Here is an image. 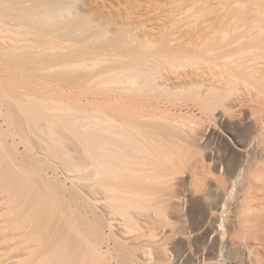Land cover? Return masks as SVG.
<instances>
[{
    "label": "rangeland",
    "instance_id": "374dc122",
    "mask_svg": "<svg viewBox=\"0 0 264 264\" xmlns=\"http://www.w3.org/2000/svg\"><path fill=\"white\" fill-rule=\"evenodd\" d=\"M257 26L264 0H0V264L37 227L75 229L107 264H232L233 244L254 264L239 165L259 131L237 61L264 48ZM180 31L210 64L128 79L126 52ZM141 84L137 110L124 93ZM80 145L91 160L72 169Z\"/></svg>",
    "mask_w": 264,
    "mask_h": 264
},
{
    "label": "bare ground",
    "instance_id": "6f19581e",
    "mask_svg": "<svg viewBox=\"0 0 264 264\" xmlns=\"http://www.w3.org/2000/svg\"><path fill=\"white\" fill-rule=\"evenodd\" d=\"M189 11L190 10H188V12L185 11V15L191 13ZM197 19L199 18L197 17ZM195 22L198 21L195 19ZM263 31V26H257L256 33L253 35L258 36ZM182 34L183 31H180L174 36H169V38L165 36L153 39L148 38L142 45L126 52L129 61L124 70L128 79H140L144 74H153L163 69L165 72L160 73V75L156 77H160L163 84L169 82H185L188 81L192 74L188 71L180 74L176 72L174 70L176 61H193L194 64L201 68L210 64V62L207 61L200 62L203 51L200 50L198 45L193 44L194 42L191 40L193 34L187 35L185 38H182ZM209 55L212 58L216 56V54ZM237 63L240 67L249 70L254 77V89L251 91V120L258 127L259 131L252 138L254 149L251 155L243 150L244 155L239 165V177H250V194L247 200L251 203L250 207L253 211L252 216L249 219H245L243 223L251 226L253 241L250 246L254 256V264H264V48H248L242 52L239 50ZM142 87L143 84L131 87L124 93V99L127 101L126 103L129 106H133L134 104L137 110L145 106L140 93ZM76 147L78 148L79 145ZM80 148L83 149V146L81 147L80 145ZM80 148L78 149L79 153L77 152L80 156L75 154L77 149L75 148L74 151L73 146L72 149L74 152L71 151L72 154L74 153L73 155L78 156V162L77 159H75L76 161L74 162L75 156H72L73 161H70V154L67 156V158L69 157L68 159L66 156L64 157L67 163H62L65 165L67 164V166L70 164V168L72 169L86 167L91 158L87 157L86 149L82 150ZM85 154L87 156H85ZM88 158H90L89 161ZM72 169L69 171L71 172ZM239 200L241 199H237L234 204L239 205ZM37 228L40 236L31 237L30 240L33 241V244L20 248V250L14 254L11 264H107L102 256L99 257L101 253H97L98 249L96 245H92L86 237H82L79 233H76L75 229H73V233L70 231L69 236L66 233H62L59 241H51L46 237L41 238V234L48 230V227ZM24 229L26 228L24 227ZM20 230L21 229L18 228V231ZM22 231H20L19 236L25 238V230ZM102 244H106V251L111 250V245L109 243L102 242L101 245ZM232 248L236 251L239 250V253L235 255L231 263L244 264V249L238 244H233ZM111 264H120V262L114 261Z\"/></svg>",
    "mask_w": 264,
    "mask_h": 264
}]
</instances>
